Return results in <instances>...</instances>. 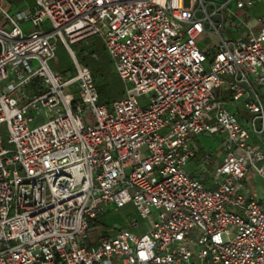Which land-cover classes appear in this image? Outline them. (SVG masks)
<instances>
[{
	"label": "built area",
	"instance_id": "obj_1",
	"mask_svg": "<svg viewBox=\"0 0 264 264\" xmlns=\"http://www.w3.org/2000/svg\"><path fill=\"white\" fill-rule=\"evenodd\" d=\"M13 1L0 0V264H264L249 184L264 179V0ZM97 36L124 84L109 104L72 48ZM58 39L74 71L53 67ZM220 88L244 98L246 126ZM201 134L223 137L218 165L202 156L207 181L187 169ZM129 204L147 232L97 223Z\"/></svg>",
	"mask_w": 264,
	"mask_h": 264
},
{
	"label": "rangeland",
	"instance_id": "obj_2",
	"mask_svg": "<svg viewBox=\"0 0 264 264\" xmlns=\"http://www.w3.org/2000/svg\"><path fill=\"white\" fill-rule=\"evenodd\" d=\"M21 1H27L28 4L32 7L34 6V0H14L13 3L17 4ZM211 9L209 8V12ZM258 11H261L262 13L264 12V5H259L256 8L252 9V13H257ZM213 20L218 23V18L216 16L213 17ZM49 28V26H47ZM223 30V28H221ZM96 39L98 40V44L96 45H89V46H84V51L89 59H91V54L90 53L92 50H96V48L99 46L101 43V39L97 36ZM219 38L218 36L212 32V31H207L206 33L203 34L202 36V41L200 42V45L203 49L211 48L212 50L216 49V44L218 42ZM101 45V44H100ZM74 48H76V45H72ZM105 48V47H104ZM109 56V55H108ZM52 65L55 69L61 71V72H67V71H74V64L71 58V55L64 45L63 41L58 39L57 42V49H56V58L53 60ZM120 84H111L110 86L107 87V89H112L115 88L117 91H122L124 93V84L122 81H120ZM136 96L141 100L145 101L149 94H142L139 91L135 92ZM115 101L116 98H113ZM44 118L40 117L39 121H43ZM257 126H260V121H256ZM2 134V139L5 148L12 150L14 149V145L8 142V137H7V132L6 129L1 130ZM202 145V151L201 154L203 155L204 153L210 154L212 157L213 161V166L218 165L223 158V155H219L220 152L224 153L223 150V137L218 135V134H201L197 137ZM212 166V167H213ZM191 169H197L198 163H195L193 160H191L187 166V168ZM210 167L209 169L205 168L203 164L200 165V172L204 174L205 178H209L210 174ZM250 186L255 189L258 192V197L259 198H264V179L262 177L257 176L256 174H252V178H250L249 181ZM135 219H138L139 221V226L133 231L136 234H143L147 232L150 228V219L149 218H140L136 211L134 210V207L132 204H129L121 209L115 210L114 207L109 206L106 208V213L103 215L100 226L104 228H110L114 225H125L128 222H131ZM104 228L99 227L97 232L95 233H101ZM94 233V232H93ZM96 235V234H95Z\"/></svg>",
	"mask_w": 264,
	"mask_h": 264
},
{
	"label": "trees",
	"instance_id": "obj_3",
	"mask_svg": "<svg viewBox=\"0 0 264 264\" xmlns=\"http://www.w3.org/2000/svg\"><path fill=\"white\" fill-rule=\"evenodd\" d=\"M96 44H98V40L95 38L90 45H96ZM100 44L96 48V50H92L90 53H87V54H91V59L87 57L83 49L84 46H89V45H84L79 48L78 45L74 44L76 45V48H74L73 46L72 48L75 51L77 58L91 68L95 82L98 87L100 102L109 104L114 101L113 98H116V100L121 98L123 96V90L117 91V89L115 88L109 90L107 89V87L110 86L111 84L114 83L120 84L121 80L113 70L111 59L108 56V53L106 52V49L104 48V44L102 43V41ZM207 55L210 57L209 52L207 53ZM102 217L97 220V223L100 224Z\"/></svg>",
	"mask_w": 264,
	"mask_h": 264
},
{
	"label": "crops",
	"instance_id": "obj_4",
	"mask_svg": "<svg viewBox=\"0 0 264 264\" xmlns=\"http://www.w3.org/2000/svg\"><path fill=\"white\" fill-rule=\"evenodd\" d=\"M256 8V7H255ZM251 13H252V10H251ZM264 13V12H263ZM261 11H258L257 13H252L253 15H260V14H263ZM244 32L243 31H237L236 32V35H239V34H243ZM203 36V35H202ZM202 36L200 38V42L202 41ZM215 94L218 96V97H221L224 102H225V105L226 107L231 110L232 112L236 113V115L238 116L240 122L243 124V125H247V120L248 118L250 117V113L244 108V98H240V99H230V97L228 96V93L226 90H223V89H216L215 90ZM198 136H196L194 138V146H195V150H196V155L194 156V158L192 159L195 163H198V167L200 168V165L202 164V154H201V151H202V145L199 141V139L197 138ZM255 140L257 142H259L263 147H264V135L260 136V137H256ZM219 155H223L222 152L219 153ZM224 156V155H223ZM197 168V169H191V168H187L189 172L193 173L194 175H196L197 177H199L200 179L204 180V181H207V178L204 177V174L202 172H200V169Z\"/></svg>",
	"mask_w": 264,
	"mask_h": 264
}]
</instances>
